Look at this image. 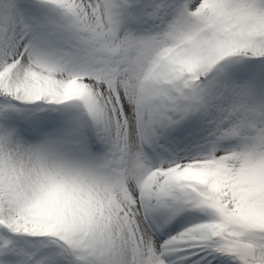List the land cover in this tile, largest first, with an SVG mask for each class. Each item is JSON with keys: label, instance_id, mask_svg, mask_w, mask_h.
I'll return each mask as SVG.
<instances>
[{"label": "rangeland", "instance_id": "obj_1", "mask_svg": "<svg viewBox=\"0 0 264 264\" xmlns=\"http://www.w3.org/2000/svg\"><path fill=\"white\" fill-rule=\"evenodd\" d=\"M22 2L18 27L8 32L5 24H0V61L6 55L9 59L18 57L34 43L35 37L45 34V42L33 49L35 56L50 67H67L81 74L104 98L109 114L106 142L100 148L95 146L89 137L87 118L76 109L78 136L90 154H78L73 147L64 146L59 151L63 156L53 162L52 175L55 181L62 179L72 185L69 178L87 172L94 204L100 211H108L119 225L128 253L135 257L132 264H170L175 259H179L178 264H189L185 256H174L175 250L185 248V241L163 236L168 232L173 205L188 201L163 180L170 157L176 155L177 161L184 157L174 153V146L162 133L166 127L162 123L163 110L169 99L173 102L189 94L196 104H207V124L194 148L199 152L188 158L193 157L199 168L223 175L218 191L209 192L205 187L202 192L211 194L209 204L218 217L227 220L224 226L228 234L239 230L231 227V219L248 221L255 212L264 210V89L253 85L249 94L227 99L219 95L217 80L222 74L230 75L233 69L246 74L264 66V0ZM169 5L193 22V28L176 34L169 32L166 45L157 55L154 51L146 69L142 70L139 64L134 71L129 64L133 57L132 28L157 26ZM210 12L227 13L231 24L222 32L217 31L206 21ZM227 31L233 33L231 40ZM244 44L248 48L239 50ZM178 58L185 59L190 73L183 76L180 84L176 82L178 86L172 93L174 83L164 80L161 71ZM4 73L5 67L0 63V135L13 124L12 117L4 111L10 95L2 78ZM131 145L144 154L147 165L143 169H139L141 161L131 158ZM82 157L89 168L78 170ZM0 210L9 211L19 225L8 226L0 216V249L8 241L12 243L19 258L13 264L67 263L70 248L64 250L60 240L43 237L46 230L36 224L33 205L23 199L16 182L1 171ZM100 232L102 229L97 228L91 235L88 232L86 243L98 239ZM206 240L203 244L210 242L207 247L225 241L216 234ZM223 247L224 255L234 263L251 261L254 255L253 247L246 243H224Z\"/></svg>", "mask_w": 264, "mask_h": 264}, {"label": "bare ground", "instance_id": "obj_2", "mask_svg": "<svg viewBox=\"0 0 264 264\" xmlns=\"http://www.w3.org/2000/svg\"><path fill=\"white\" fill-rule=\"evenodd\" d=\"M22 3V0H0V24H5L8 32L20 23L19 9ZM164 14V19L158 20L157 26L132 28L130 53H133V57L129 64L134 71L139 64L142 70L146 69L150 58L163 48L169 32L176 34L193 28V22L184 18L173 5H169ZM45 38V34L35 37L34 43L28 45L21 55L11 59L6 55L3 62L0 61L5 67L2 78L10 88L4 111L13 120V124H9L0 135V171L16 182L23 199L33 205L37 212L34 218L36 224H42L46 230L43 237L60 240L64 250L70 248L67 250L69 258L66 257V264H132L135 257L129 255L119 225L115 224L108 211L102 212L94 204L95 198L88 189L87 172H81L78 178H69L72 185L67 181L61 182L62 179L56 182L52 175L53 162L63 156L59 151L64 146L73 147L78 154H90L85 149L83 139L79 138L81 135L78 136L75 110H80L83 118H87L89 137L100 148L106 142L108 108L100 92L81 74L67 67H50L35 56V45L44 43ZM184 60L178 58L161 71L164 80L169 79L170 83H174L172 93L178 86L176 82L180 84L183 76L190 73ZM177 72L180 74L176 75ZM217 80L220 84L219 95L227 99L247 95L253 85L264 89V66L257 68V72L253 70L246 74H241L239 68L233 69L230 75L222 74ZM196 102L187 94L173 102L169 99V104L163 110L165 119L162 123L166 127L162 133L174 146V153L184 154L181 161L175 160L176 155L170 157L163 180L184 199H188L187 202L173 205L175 207L166 227L168 232L163 236L171 237L173 241H185V248L175 250L174 256H185L189 264H264V210L255 212L248 221L231 219V227H239V230L235 234H228L224 226L227 220L218 217L214 213V206L209 204L211 194L202 192L205 187L209 192L218 191L224 177L215 170L199 168L193 163V157L188 158L199 152L194 148L198 146V136L207 124V104ZM130 154L131 158L142 162L139 169L147 165L144 154L134 145L130 147ZM82 160L83 157L78 161V170L89 168ZM0 216L7 225H18L9 211L0 210ZM96 228L99 231L102 229L99 238L86 243V234L89 232L91 235ZM209 233L221 235L225 241H219L216 249L207 247L209 240L207 244L203 242L213 236H206ZM224 243L250 245L254 249L252 260L232 262L222 251ZM187 254L190 256L187 257ZM18 259L10 241L2 244L0 264H13ZM193 260H196L195 263H192ZM178 263L179 259H175L170 264Z\"/></svg>", "mask_w": 264, "mask_h": 264}, {"label": "trees", "instance_id": "obj_3", "mask_svg": "<svg viewBox=\"0 0 264 264\" xmlns=\"http://www.w3.org/2000/svg\"><path fill=\"white\" fill-rule=\"evenodd\" d=\"M227 13L225 14L224 12H220V13H213L210 12L209 14L206 15L207 17V21L209 23L210 26H213V28H215L217 31L222 32L228 25L231 24V21L228 20V18H231L229 15H227ZM228 37L229 40H231V37L233 35V33H231L230 31H227L225 33ZM248 47L246 46V44H244V46H240V49H247Z\"/></svg>", "mask_w": 264, "mask_h": 264}]
</instances>
